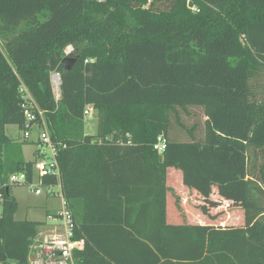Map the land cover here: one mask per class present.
I'll return each instance as SVG.
<instances>
[{
    "label": "trees",
    "instance_id": "1",
    "mask_svg": "<svg viewBox=\"0 0 264 264\" xmlns=\"http://www.w3.org/2000/svg\"><path fill=\"white\" fill-rule=\"evenodd\" d=\"M21 85L56 146L73 239L85 243L76 264H127L89 230L122 229L121 196L137 185L158 193L163 222L169 168L205 204L240 208L243 224L166 226L177 238L155 244L158 257L264 264V0H0V264H27L46 225L14 218L7 183L33 176L28 142L5 133L24 129Z\"/></svg>",
    "mask_w": 264,
    "mask_h": 264
},
{
    "label": "crops",
    "instance_id": "2",
    "mask_svg": "<svg viewBox=\"0 0 264 264\" xmlns=\"http://www.w3.org/2000/svg\"><path fill=\"white\" fill-rule=\"evenodd\" d=\"M35 140H31L30 143L35 144ZM27 142L29 143V141ZM24 147L25 145L22 146L23 157ZM24 160L26 161L25 157ZM165 186V218L163 222L159 215L161 205L159 204L158 193L156 196L154 190L145 192V187L137 185L121 196L122 200L128 202L125 203L127 208L124 209L122 206L120 212L122 214L118 216L117 221V223L123 222V228L116 227V230L110 227L95 228L89 230V237L100 244L104 251L106 250L110 255L126 261L127 264H199L197 259L196 261H181V259L158 257L154 245L164 249L168 246V240L177 238L174 230L166 228V226H224V224L216 223L219 220L216 213L221 211L224 206H230L227 202L216 201L214 195L211 200L218 202L219 205L209 206L205 204L193 189L182 184L181 172L177 169H167ZM138 207L142 209L139 213L137 210H133V208L137 209ZM201 207H205L207 211L203 213ZM133 223L135 229L124 226V224L129 226ZM45 224L47 225V223ZM186 235V233L181 234L178 238ZM142 241L146 242L147 245L140 243Z\"/></svg>",
    "mask_w": 264,
    "mask_h": 264
},
{
    "label": "built area",
    "instance_id": "3",
    "mask_svg": "<svg viewBox=\"0 0 264 264\" xmlns=\"http://www.w3.org/2000/svg\"><path fill=\"white\" fill-rule=\"evenodd\" d=\"M59 79L58 75L55 74ZM21 108L24 112V140L30 138V130H37L36 158L33 162V176L28 182L24 172L13 173L8 176L7 183L13 186H29L34 195L39 196L43 192L48 197H59L61 208L48 213L47 218L55 231L50 236H45L40 244L34 248L33 256H28L27 264H75L74 254L84 249V240L73 239L74 221L71 212L66 206L60 184V171L56 159V146L53 144L42 112L32 99L27 89L21 85ZM93 107L89 106L83 112L85 116H93ZM166 148V140L158 137L153 145V150L158 154ZM36 174V176L34 175ZM1 203V198H0Z\"/></svg>",
    "mask_w": 264,
    "mask_h": 264
},
{
    "label": "rangeland",
    "instance_id": "4",
    "mask_svg": "<svg viewBox=\"0 0 264 264\" xmlns=\"http://www.w3.org/2000/svg\"><path fill=\"white\" fill-rule=\"evenodd\" d=\"M194 11V9H192ZM73 50L72 46L66 47L64 53L67 55L71 53ZM56 75L53 74L51 77L53 92L56 97L59 96V79L55 77ZM89 106H86L88 108ZM39 109V108H38ZM84 109V110H85ZM40 111V110H39ZM84 130L86 134L92 135L99 132V120H96L93 116H85L84 117ZM6 135L13 139V140H24L22 137L23 131L19 130L15 125H7L5 127ZM37 130L33 127L30 130V138L26 141L24 147V157L26 161H33L36 158V149L38 145L35 143H30L31 140L36 139ZM36 176V174H34ZM11 195L17 202V210L14 215L16 220H30V221H38L42 223H47L45 227L42 228L41 233L39 236L31 243L29 247V256H33L35 254L34 248L40 244L41 240L45 236H50L54 233L55 228L51 225H48L49 219L47 218L48 213L53 211L59 210L61 208V201L59 197H48L44 192L36 196L31 191L29 186H13L11 187L10 191ZM2 211V206L0 204V214ZM216 217L219 220L216 222L217 224H224V225H235L243 224V213L242 210L235 207H226L216 213ZM76 264V263H75Z\"/></svg>",
    "mask_w": 264,
    "mask_h": 264
},
{
    "label": "water",
    "instance_id": "5",
    "mask_svg": "<svg viewBox=\"0 0 264 264\" xmlns=\"http://www.w3.org/2000/svg\"><path fill=\"white\" fill-rule=\"evenodd\" d=\"M96 115V110H94V112H93V116H95Z\"/></svg>",
    "mask_w": 264,
    "mask_h": 264
}]
</instances>
